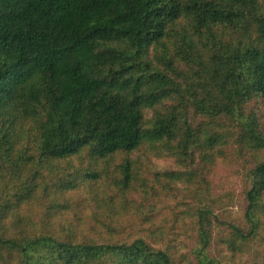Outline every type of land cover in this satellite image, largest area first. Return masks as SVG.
<instances>
[{"label":"trees","instance_id":"trees-1","mask_svg":"<svg viewBox=\"0 0 264 264\" xmlns=\"http://www.w3.org/2000/svg\"><path fill=\"white\" fill-rule=\"evenodd\" d=\"M147 154L190 242L156 213L134 233L78 217L147 194ZM254 244L264 264V0H0V264H240Z\"/></svg>","mask_w":264,"mask_h":264},{"label":"rangeland","instance_id":"rangeland-1","mask_svg":"<svg viewBox=\"0 0 264 264\" xmlns=\"http://www.w3.org/2000/svg\"><path fill=\"white\" fill-rule=\"evenodd\" d=\"M151 156L152 154H147V157L140 155L139 162H142V164L139 172L140 176L147 180L149 187L153 186L155 187V190H158L157 194L154 191H151L149 187L145 189L147 194L142 193L143 189H137V194L133 193L127 196L128 199L126 202H130V207H128L125 212L119 205H117L112 211H98V209L101 208L96 207L95 203H91V201L94 199V196L86 197L87 200L83 201V204L76 203L79 204L78 217L81 219V223L85 222L84 224L90 223L92 225H97L94 219H98L99 226L101 224V220L105 224H108V222L112 219V216H108L106 212H111L117 215L115 216V225H117V230L123 227L126 233H134L133 230H136L139 227L137 224L131 227V222L135 221L137 223H141L139 217L140 215H153L156 213L159 216L156 218V223H160L164 227V235L166 237L165 241H170L175 244L178 242H183V244L190 242L189 238L192 234V229L190 227L182 225L181 222L178 221L173 223L169 219L171 213L172 215H174V211H172L174 210V206H172L170 202L172 199V194L163 193L161 189L155 186L152 182V172H154L156 168H164L167 160L164 157H160L157 159ZM224 169L225 170L223 175L216 178L215 189H213L212 192L217 195H222L225 197L228 196V198H231L230 204H233L234 202H238L239 200L238 194H240L242 188L241 180L238 177V174L236 175L234 172H231V170L227 169L226 166L224 167ZM108 190L111 195L114 193V190L112 188ZM103 200L105 201L106 197ZM229 210L233 216H236L239 213L236 207H229ZM126 235L130 236L129 234ZM256 248L257 247L254 244L252 250L249 253H246L242 257H237L236 260L240 264H247L248 261L254 256L253 252L256 250ZM222 264L232 263L222 262Z\"/></svg>","mask_w":264,"mask_h":264}]
</instances>
